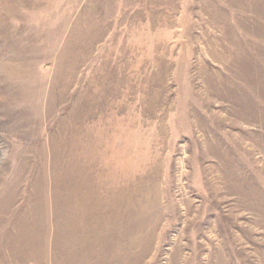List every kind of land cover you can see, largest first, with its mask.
<instances>
[{"label":"rangeland","instance_id":"374dc122","mask_svg":"<svg viewBox=\"0 0 264 264\" xmlns=\"http://www.w3.org/2000/svg\"><path fill=\"white\" fill-rule=\"evenodd\" d=\"M0 264H264V0H0Z\"/></svg>","mask_w":264,"mask_h":264}]
</instances>
